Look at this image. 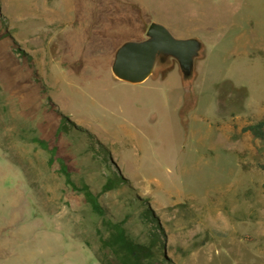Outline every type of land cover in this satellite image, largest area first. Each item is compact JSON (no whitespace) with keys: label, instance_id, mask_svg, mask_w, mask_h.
Here are the masks:
<instances>
[{"label":"rangeland","instance_id":"obj_1","mask_svg":"<svg viewBox=\"0 0 264 264\" xmlns=\"http://www.w3.org/2000/svg\"><path fill=\"white\" fill-rule=\"evenodd\" d=\"M154 21L203 42L191 80L113 76ZM262 119L264 0H0V264H100L101 220L35 137L170 264H264Z\"/></svg>","mask_w":264,"mask_h":264},{"label":"trees","instance_id":"obj_2","mask_svg":"<svg viewBox=\"0 0 264 264\" xmlns=\"http://www.w3.org/2000/svg\"><path fill=\"white\" fill-rule=\"evenodd\" d=\"M242 132H248L255 139L264 141V119L243 127ZM32 142L50 152V162H58L66 184L75 192L84 195L91 212L101 220V225L96 226L94 239H86L87 246L93 250L100 264H170L164 254L165 250L159 233L152 232L144 240L135 237L123 221H117L107 216L97 195L87 183L76 182L73 179L72 171L66 160L63 157H57V147L50 149L45 140L37 137L33 138ZM258 167L264 171V162L259 163ZM118 180L119 182L123 181V179ZM116 185L117 181L111 180L105 185V188L112 189Z\"/></svg>","mask_w":264,"mask_h":264},{"label":"water","instance_id":"obj_3","mask_svg":"<svg viewBox=\"0 0 264 264\" xmlns=\"http://www.w3.org/2000/svg\"><path fill=\"white\" fill-rule=\"evenodd\" d=\"M203 49L200 39L178 38L165 25L154 21L145 39L126 41L116 50L111 71L117 80L137 85L154 76L158 68L176 62L185 81H189Z\"/></svg>","mask_w":264,"mask_h":264},{"label":"bare ground","instance_id":"obj_4","mask_svg":"<svg viewBox=\"0 0 264 264\" xmlns=\"http://www.w3.org/2000/svg\"><path fill=\"white\" fill-rule=\"evenodd\" d=\"M71 1H73V0H71ZM75 1H76V0H74V2H75ZM78 1H79V0H78ZM77 3H78V2H77ZM77 3H76V4H77ZM88 5H89V4H88ZM86 7H87V6H86ZM79 8H80V7H79ZM95 8H96V7H95ZM101 10H102V9H101ZM84 12H85V11H84ZM98 16H99V15H98ZM92 22H93V21H92ZM89 24H90V23H89ZM90 26H91V25H90ZM93 26H94V25H93ZM84 30H85V29H84ZM84 30H83V32H84ZM88 30H89V29H88ZM86 32H87V31H85V34H86ZM78 33H79V31H78ZM81 33H82V32H81ZM88 33H89V32H88ZM82 34H83V33H82ZM78 36H79V35H78ZM72 37H73V34H72ZM82 38H83V37H82ZM95 38H96V37H95ZM95 38H94V39H95ZM78 39H79V38H78ZM94 39H93V40H94ZM83 40H84V39H83ZM100 40H101V39H100ZM101 41H102V40H101ZM102 44H103V43H102ZM71 45H72V44H71ZM81 45L83 46L81 40H75V41H74V47H75L76 49L79 50ZM95 45H96V44H95ZM84 47H86V46H84ZM99 47H100V46H99ZM82 48H83V47H82ZM93 48H94V47H93ZM102 48H103V45H102ZM102 48H101V49H102ZM83 49H84V48H83ZM95 49H96V48H95ZM80 50H81V49H80ZM96 51H97V50H96ZM75 52H76V50H75ZM85 52H86V51H85ZM77 54H78V53H77ZM79 55H80V54H79ZM79 55H78V56H79ZM61 79H62V78H61Z\"/></svg>","mask_w":264,"mask_h":264}]
</instances>
